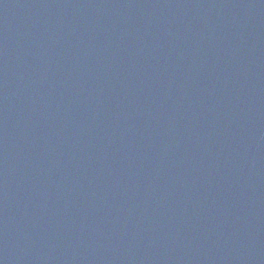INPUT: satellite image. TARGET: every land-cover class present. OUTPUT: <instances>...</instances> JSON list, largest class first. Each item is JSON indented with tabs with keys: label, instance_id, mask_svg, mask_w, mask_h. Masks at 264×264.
Returning a JSON list of instances; mask_svg holds the SVG:
<instances>
[{
	"label": "water",
	"instance_id": "water-1",
	"mask_svg": "<svg viewBox=\"0 0 264 264\" xmlns=\"http://www.w3.org/2000/svg\"><path fill=\"white\" fill-rule=\"evenodd\" d=\"M0 264H264V0H0Z\"/></svg>",
	"mask_w": 264,
	"mask_h": 264
}]
</instances>
